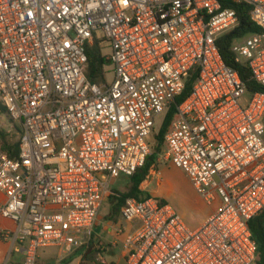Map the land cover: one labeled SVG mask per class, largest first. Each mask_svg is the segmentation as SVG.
I'll return each instance as SVG.
<instances>
[{"label":"built area","instance_id":"obj_1","mask_svg":"<svg viewBox=\"0 0 264 264\" xmlns=\"http://www.w3.org/2000/svg\"><path fill=\"white\" fill-rule=\"evenodd\" d=\"M234 1L252 7L261 32L231 50L264 87V0ZM239 25L220 0H0V219L15 225L0 236L10 254L36 264L42 249L89 245L112 181L144 166L157 119L198 68L163 158L212 210L192 228L169 203L127 198V263L258 264L250 223L264 210V91L249 92L218 46ZM95 38L109 45L110 83L88 79ZM17 126L10 157L1 134Z\"/></svg>","mask_w":264,"mask_h":264},{"label":"trees","instance_id":"obj_2","mask_svg":"<svg viewBox=\"0 0 264 264\" xmlns=\"http://www.w3.org/2000/svg\"><path fill=\"white\" fill-rule=\"evenodd\" d=\"M225 7H230L236 10L239 19V27L231 33L225 34L218 39V46L221 55L228 66L234 68L241 76L242 80L246 83L249 92L264 91V87L258 85L254 80L251 79L249 69L245 64L239 63L236 60L235 54L231 50V43L237 37L245 36L253 32H261V29L253 23L250 17L251 6L247 3H236L234 0H220ZM88 55V68L87 76L88 79L93 83H101L106 80V66H110L111 63L107 56L103 54L100 41L95 38L93 43L87 47ZM198 75V68H195L186 83L184 92L178 96L174 104L166 112L163 120L161 121L160 127L157 129L155 140L157 141V147L148 155L144 166L136 171L133 176L128 177L131 182V187L128 193L119 194L115 189L106 194L105 200L109 197L110 203V214L121 212V208L127 198H138L144 199L150 197L149 194H145L142 190V186L147 183L150 173L152 170H158L157 160L159 154L162 152L163 145L165 146V135L167 134L170 124L175 116L177 105L181 104L192 90L193 83L195 82ZM2 114L6 115V111L1 108ZM7 123L9 122L6 116ZM16 135L17 140L13 141V137ZM22 135L21 126H17L13 134H7L5 131L1 134L2 136V147L10 157H16L19 152V138ZM151 146V145H150ZM161 203L166 201L160 200ZM253 238L257 243L258 247V264H264V210L252 219L250 223ZM12 256L17 253L12 252Z\"/></svg>","mask_w":264,"mask_h":264},{"label":"rangeland","instance_id":"obj_3","mask_svg":"<svg viewBox=\"0 0 264 264\" xmlns=\"http://www.w3.org/2000/svg\"><path fill=\"white\" fill-rule=\"evenodd\" d=\"M102 52L104 55L109 53V45L104 41L102 42ZM106 79L107 82L113 80V71L111 66H106ZM162 118L157 119V124L154 133L149 137V143L151 145V152L157 147V141L155 140L156 131L161 125ZM4 124H8L5 117L2 118ZM16 135L13 137V141H16ZM165 146L162 147V152L159 154L157 160L158 171L162 173V178L150 173L147 183L142 186L143 192L158 198L159 200L166 201L170 205L174 206L176 210L182 215L187 224L196 228L200 226L208 214L211 212V208L206 205L203 199L197 194L193 188L189 178L178 168L173 166L170 162L163 158ZM131 187V182L128 177L120 176L111 183V188L115 189L120 197L122 194L128 193ZM109 197L104 201L100 210L102 218V225H105L106 220L111 224L124 225L126 222L122 217L120 211L110 214ZM101 216L99 219H101ZM105 217V218H104ZM0 242H5L0 236ZM2 250H0V255ZM23 255L18 253L12 256L7 253L4 263L2 264H22Z\"/></svg>","mask_w":264,"mask_h":264},{"label":"crops","instance_id":"obj_4","mask_svg":"<svg viewBox=\"0 0 264 264\" xmlns=\"http://www.w3.org/2000/svg\"><path fill=\"white\" fill-rule=\"evenodd\" d=\"M102 218V216L101 219L98 218L89 245L72 253L55 247L42 249L38 253L36 264H128L124 243L136 225L130 222H124V225H112L108 220L105 225H102ZM14 228L15 225L12 222L0 219V231ZM0 250H2L0 255V264H2L7 253L11 251V243L0 242Z\"/></svg>","mask_w":264,"mask_h":264}]
</instances>
